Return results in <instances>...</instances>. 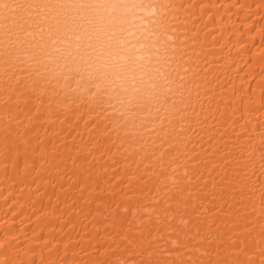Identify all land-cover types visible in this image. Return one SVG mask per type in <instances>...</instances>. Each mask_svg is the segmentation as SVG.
Listing matches in <instances>:
<instances>
[{
    "label": "bare ground",
    "instance_id": "bare-ground-1",
    "mask_svg": "<svg viewBox=\"0 0 264 264\" xmlns=\"http://www.w3.org/2000/svg\"><path fill=\"white\" fill-rule=\"evenodd\" d=\"M0 264H264V0H0Z\"/></svg>",
    "mask_w": 264,
    "mask_h": 264
}]
</instances>
